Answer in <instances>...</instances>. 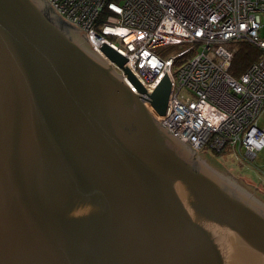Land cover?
I'll return each instance as SVG.
<instances>
[{"label": "water", "instance_id": "water-1", "mask_svg": "<svg viewBox=\"0 0 264 264\" xmlns=\"http://www.w3.org/2000/svg\"><path fill=\"white\" fill-rule=\"evenodd\" d=\"M105 58L47 0H0V264H264V194ZM169 92L165 76L156 115Z\"/></svg>", "mask_w": 264, "mask_h": 264}, {"label": "built area", "instance_id": "built-area-1", "mask_svg": "<svg viewBox=\"0 0 264 264\" xmlns=\"http://www.w3.org/2000/svg\"><path fill=\"white\" fill-rule=\"evenodd\" d=\"M61 17L87 33L103 58L106 44L126 59L144 92L123 68L108 61L156 120L196 153L232 150L255 167L264 187V0H47ZM260 50L238 78L229 74L234 42ZM187 45L184 50L176 47ZM159 50L160 51L159 53ZM171 50H174L172 52ZM170 52H172L170 54ZM170 81L166 111L158 116L149 95Z\"/></svg>", "mask_w": 264, "mask_h": 264}, {"label": "rangeland", "instance_id": "rangeland-1", "mask_svg": "<svg viewBox=\"0 0 264 264\" xmlns=\"http://www.w3.org/2000/svg\"><path fill=\"white\" fill-rule=\"evenodd\" d=\"M260 35L264 36V18L262 23V29L260 30ZM186 47L187 45H182L181 47H176L175 50H184ZM160 51L162 50H159V53ZM171 51L174 52V50ZM172 52H170V54ZM259 126H264V115L259 120ZM203 154L213 156L231 175L242 180L251 187L258 188V190H260V192L264 194V187L262 186L261 180L257 176V171L255 170V167L249 164H244V162H240L231 149L226 148L222 152L216 153L206 148L204 149ZM258 159L264 160V152L258 154Z\"/></svg>", "mask_w": 264, "mask_h": 264}, {"label": "trees", "instance_id": "trees-1", "mask_svg": "<svg viewBox=\"0 0 264 264\" xmlns=\"http://www.w3.org/2000/svg\"><path fill=\"white\" fill-rule=\"evenodd\" d=\"M232 46L235 49L229 74L233 78H238L252 63L260 58V50L247 42H234Z\"/></svg>", "mask_w": 264, "mask_h": 264}, {"label": "flooded vegetation", "instance_id": "flooded-vegetation-1", "mask_svg": "<svg viewBox=\"0 0 264 264\" xmlns=\"http://www.w3.org/2000/svg\"><path fill=\"white\" fill-rule=\"evenodd\" d=\"M206 149V148H205ZM211 151V150H210ZM203 152H204V150H202L200 153H196V154H198V155H203ZM212 152H215V151H212ZM216 153H219V152H216ZM203 159L205 160V162L208 164V165H210V166H212V167H214L215 169H218L219 170V168H218V166L219 167H221V168H223L213 157H211V156H208V155H203ZM227 171L225 170V173H226ZM233 176V175H232ZM234 178H236L235 176H233ZM237 180H238V178H236ZM254 188V192H258L259 194H260V190H258V188H256V187H253ZM262 193V192H261ZM263 194V193H262Z\"/></svg>", "mask_w": 264, "mask_h": 264}]
</instances>
